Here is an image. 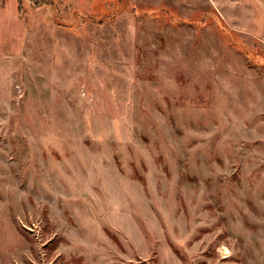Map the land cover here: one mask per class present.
<instances>
[{
	"label": "rangeland",
	"instance_id": "rangeland-1",
	"mask_svg": "<svg viewBox=\"0 0 264 264\" xmlns=\"http://www.w3.org/2000/svg\"><path fill=\"white\" fill-rule=\"evenodd\" d=\"M0 264H264V0H0Z\"/></svg>",
	"mask_w": 264,
	"mask_h": 264
}]
</instances>
